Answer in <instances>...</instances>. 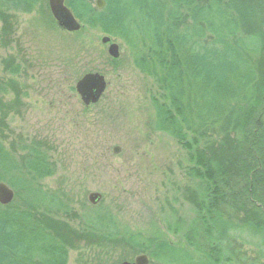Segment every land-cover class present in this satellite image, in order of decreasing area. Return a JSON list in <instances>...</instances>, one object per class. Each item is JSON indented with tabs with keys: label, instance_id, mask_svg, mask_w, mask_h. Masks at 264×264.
Wrapping results in <instances>:
<instances>
[{
	"label": "trees",
	"instance_id": "1",
	"mask_svg": "<svg viewBox=\"0 0 264 264\" xmlns=\"http://www.w3.org/2000/svg\"><path fill=\"white\" fill-rule=\"evenodd\" d=\"M104 2L101 11L90 0L65 4L82 26L120 39L133 66L161 90L163 99L152 102L155 127L185 149L186 176L196 186L187 197L194 211L185 247L124 227L121 240L147 254L149 264H235L224 255L231 233L259 234L264 245V78L250 57L256 48L245 39L249 23H260L264 35V0ZM41 3L54 24L45 0H0L3 33L13 29V13H31ZM257 41L264 62V38ZM8 60L0 62V120L18 101L21 67ZM51 175L44 154H12L0 141V182L23 205L0 206V264H67L80 241L118 237L108 215L86 218L81 238L50 224L59 206L35 182Z\"/></svg>",
	"mask_w": 264,
	"mask_h": 264
},
{
	"label": "rangeland",
	"instance_id": "2",
	"mask_svg": "<svg viewBox=\"0 0 264 264\" xmlns=\"http://www.w3.org/2000/svg\"><path fill=\"white\" fill-rule=\"evenodd\" d=\"M95 1L90 0L94 8ZM45 5L48 11L47 0ZM12 15L11 31L3 33L0 22V62L11 58L7 62L20 64L18 101L0 120V141L12 154L25 156L34 149L45 155L52 175L35 185L59 206L51 209L50 224L67 226L78 238L88 217L108 215L118 225V237L108 243L80 239L67 264L133 260L139 254L121 240L123 227L130 234L185 247L182 236L194 211L187 197L196 186L186 176L190 164L185 149L155 127L152 102L163 99L161 90L133 66L120 39L110 37L119 48V58L112 60L101 44L107 35L85 26L76 33L63 32L50 22L42 3L31 13ZM249 24L245 39L256 48L250 57L264 78L256 45L264 35L260 23ZM1 70L0 65V77ZM89 73L102 75L107 85L97 104L84 107L74 85ZM114 147L120 149L117 155ZM91 193L101 196L95 206L87 200ZM12 203L23 207L20 200ZM225 253L235 264H264L259 234L231 233Z\"/></svg>",
	"mask_w": 264,
	"mask_h": 264
},
{
	"label": "water",
	"instance_id": "3",
	"mask_svg": "<svg viewBox=\"0 0 264 264\" xmlns=\"http://www.w3.org/2000/svg\"><path fill=\"white\" fill-rule=\"evenodd\" d=\"M66 0H47V6L52 19L57 27L66 33H76L80 30L81 25L74 17L72 12L66 6ZM105 6L103 0L95 1V8L101 11ZM102 45H107V55L112 60L119 58V48L111 42L110 37L104 36L101 39ZM106 82L102 75L97 73H89L82 76L74 85V90L78 95L81 104L84 107L95 105L99 102L106 89ZM114 155L120 152L118 147L112 150ZM14 198V192L6 184L0 182V206L11 204ZM101 199L100 194L91 193L87 200L89 204L95 206ZM118 264H148V258L145 255L136 256L133 262H121Z\"/></svg>",
	"mask_w": 264,
	"mask_h": 264
},
{
	"label": "bare ground",
	"instance_id": "4",
	"mask_svg": "<svg viewBox=\"0 0 264 264\" xmlns=\"http://www.w3.org/2000/svg\"><path fill=\"white\" fill-rule=\"evenodd\" d=\"M104 1V0H103ZM105 3V2H104Z\"/></svg>",
	"mask_w": 264,
	"mask_h": 264
}]
</instances>
